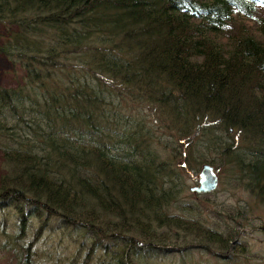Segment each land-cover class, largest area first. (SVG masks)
Here are the masks:
<instances>
[{
  "label": "trees",
  "instance_id": "trees-1",
  "mask_svg": "<svg viewBox=\"0 0 264 264\" xmlns=\"http://www.w3.org/2000/svg\"><path fill=\"white\" fill-rule=\"evenodd\" d=\"M0 23L25 73L0 86V264L230 261L239 232L193 217L178 179L211 163L264 204V0H0ZM54 223L78 247L41 261Z\"/></svg>",
  "mask_w": 264,
  "mask_h": 264
},
{
  "label": "rangeland",
  "instance_id": "rangeland-1",
  "mask_svg": "<svg viewBox=\"0 0 264 264\" xmlns=\"http://www.w3.org/2000/svg\"><path fill=\"white\" fill-rule=\"evenodd\" d=\"M9 32V28L0 23V34L6 35ZM24 74L19 63L12 62L0 53V86L17 87L23 81ZM130 104L120 103L121 108L125 111L128 110L132 116L144 121V127L149 131L148 134L151 133L156 138L155 146L162 153V156L169 157L173 134L165 128L163 121L159 119V114L154 113L142 103H133L131 100ZM167 146L169 147L167 148ZM215 155L210 154L209 156ZM219 170L220 183L215 191L206 194L192 193L190 188L197 184V180L184 172L178 179L180 189L178 194L181 202L193 205V211L191 210L193 217L201 218L207 225L222 231L234 229V231L239 232L236 254L230 261H224L217 260L215 256L198 250L188 254L184 260L181 255L171 256L166 257L164 262L158 261V264H264V204L260 203L259 205V201L244 185L248 180L239 176V173H236L237 175L232 174L230 170L228 172V169L223 167ZM4 172L3 159L0 155V177ZM53 227V229L46 231L37 244L41 261L46 259L48 253L55 256H65L71 253L72 249L78 247L79 243L74 241L76 234L57 227L55 223ZM48 264H58V262L54 259Z\"/></svg>",
  "mask_w": 264,
  "mask_h": 264
},
{
  "label": "water",
  "instance_id": "water-1",
  "mask_svg": "<svg viewBox=\"0 0 264 264\" xmlns=\"http://www.w3.org/2000/svg\"><path fill=\"white\" fill-rule=\"evenodd\" d=\"M197 184L191 186L192 193L206 194L215 191L220 183L219 174L211 163H205L199 170Z\"/></svg>",
  "mask_w": 264,
  "mask_h": 264
}]
</instances>
